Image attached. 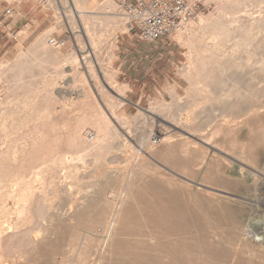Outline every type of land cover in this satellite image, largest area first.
Listing matches in <instances>:
<instances>
[{
	"label": "rangeland",
	"instance_id": "obj_1",
	"mask_svg": "<svg viewBox=\"0 0 264 264\" xmlns=\"http://www.w3.org/2000/svg\"><path fill=\"white\" fill-rule=\"evenodd\" d=\"M112 1L116 10L113 12L118 13L116 0ZM211 1L205 0L207 8L203 13L217 11V2ZM263 1L249 0V4L246 2L238 14V25L247 29L257 18L264 20ZM9 9L12 11L8 16ZM102 13H104L102 16L93 19H105V11ZM57 15L56 9L48 5V0H23L21 3L17 0H0V22L4 25L2 26L4 32L0 35V68L3 63L10 64L1 71L4 84H0V99L6 100L21 94L29 87L41 83L45 72L56 71L52 64L47 65L44 71L40 67L42 66L40 62L36 64L37 67L32 68L31 65L23 63L21 54V51L29 49L32 51L33 43L43 36L47 25L58 21L57 29L55 28V32L49 34L47 39L56 38L60 42H65L63 48L66 49V54L73 50L72 38L76 30L70 27L67 16L62 15L56 20ZM120 20L128 31L124 17L122 16ZM76 26L77 31H82L79 35L84 47L78 55L89 60L100 84L116 101L113 108L115 112L125 114L130 120L132 126L130 137L121 124L117 123L116 127L137 150V157L132 161L133 167L136 164L139 166L127 183L113 178L104 183L102 188L90 192V201L82 210L70 209L71 199L77 197V193L66 192L57 201L63 203V206L55 212L60 220H57L50 234L32 247L26 242L20 247L26 254V260L21 264H79L81 261L80 264H264V172L262 171L261 179L257 182L244 180L245 178H239L236 174L237 160L242 153L256 165L264 166V114L246 119L244 124L231 134L221 133L208 147L203 144L205 138L198 136L200 134H196L194 129L191 132L186 131L184 137L195 140L210 152L206 162L202 158V150L191 149L189 156H185L181 150L180 138H176L174 146L167 150L171 152V157L159 155L152 159L145 155L146 151L144 153L141 151L145 141L150 140L158 150L164 146L160 143L164 133L168 132L175 136L183 134L179 133L172 115L176 113L178 107L180 112L183 111L191 99L186 92L191 88V84L182 74L183 69L193 64L186 56L187 49L178 43L174 34L155 43H144L133 34L117 31L113 39L106 38L102 56V59L107 55L112 57L109 67L120 90L113 92L104 75V69L97 57L92 54L79 18H76ZM249 29L251 30V27ZM260 29L248 30L254 42L250 37L246 44H242L243 47L234 46L235 42L240 40L239 32L231 37L227 54L229 56L233 54L240 59L246 57L243 52L247 51L252 57V68L242 71L229 69L223 71L222 76L215 74L213 97L218 99L213 98L208 104L197 107L198 119L195 125L200 122L215 124L222 117L226 102L229 100L236 102L240 99L241 96L238 98L235 95L226 97L238 84L244 88L242 91L245 93L242 94L246 98L252 90H258L264 85V78L257 73L263 65L261 61H264V29ZM23 31L26 33L21 35ZM244 35L241 38H245ZM249 41L254 45L257 41L261 44L257 42L258 46L254 47L252 44L250 48L251 43L247 44ZM111 42L116 45L113 49L110 47ZM84 66L85 62L82 61L81 67L98 100L100 110L110 115L111 109H108L105 99L96 91L87 66ZM60 73L64 82L60 79L61 82L54 91L71 90L73 68L70 65L65 66ZM211 73L213 75L212 70ZM252 73L258 74V81L253 78ZM18 76L23 79L18 82L19 85L16 83ZM64 76H67V79ZM236 76L240 78L237 84L234 79ZM158 99L167 105H174L173 109L163 114L154 113L151 107ZM217 101L219 103H216ZM260 101H264V94L260 95ZM250 106L249 102L240 104L242 110H247ZM162 119L164 121H161ZM44 130L48 133L50 127L46 126ZM44 147L45 145H41L38 148L43 150ZM123 150L119 148L110 155L109 167L116 168L117 171V168L121 167L129 172L131 167H127V163L124 162ZM233 162L236 163L235 166ZM86 178L87 181L93 179L90 175ZM126 190L128 196L122 208L118 227L111 242L104 245L106 237L104 227L111 217L107 203L112 194Z\"/></svg>",
	"mask_w": 264,
	"mask_h": 264
},
{
	"label": "bare ground",
	"instance_id": "obj_2",
	"mask_svg": "<svg viewBox=\"0 0 264 264\" xmlns=\"http://www.w3.org/2000/svg\"><path fill=\"white\" fill-rule=\"evenodd\" d=\"M17 1L21 3L23 0ZM215 1L217 2V11L215 13L202 12L196 19L183 22L174 33L178 43L187 49V58L193 62L192 65L182 70V74L191 84V88L186 91L191 99L189 100V105H186L183 111L180 112V107H178L176 113L172 115V119L177 123L179 133L183 134L175 136L168 134V132L164 133L160 140V143L164 146L158 150L150 140L143 143L141 151L143 153L146 151L145 155L152 159L159 155L170 156L171 152L167 150L174 146L176 138H180L181 150L185 156H189L191 149L194 151L202 150V158L206 162V157L210 152L201 147L195 140L184 137L186 131L191 132L194 129L196 134H200L198 136L205 138L203 144L208 147V145L214 143L221 133H225V135L231 134L237 131L246 119H252L264 114V101H260V95L264 94V85L261 84L263 86L259 87L260 89L258 90H252L248 94L249 97L246 98L242 94L244 88L238 84L234 89L230 90L226 97L230 98L235 95L238 98L241 96L240 99L236 98V102L228 99L229 101L225 104V111L222 117L220 116L221 118L215 124L212 123L213 125H210V123L200 122L195 125V121L198 119L197 107L208 104L214 98L215 74L216 76H222L223 71L229 69L242 71L249 67L252 68V57L247 51H245L246 53L243 52L246 57L240 59L239 57H234L233 54V57H230L232 56L230 53V56L227 54L231 37L238 32L241 36L248 33L246 37L244 35L245 38L240 36V40L236 39L234 46L239 47L244 43L246 44L248 39L252 37L250 32H248L250 27V31L252 29H264L262 28L264 20L260 17V19L257 18L258 20L252 21L253 23L249 24L251 26L247 29H244L242 25H238V14L241 12V7L246 2L249 4V0ZM48 5L56 9L58 14L56 20L62 15L67 16L70 27L76 30L73 32L74 36L72 38L73 50L66 54V49L63 48L66 45L65 42H60L56 38L47 39L49 34L55 32L58 21L52 25H47L43 36L37 38L33 43L32 51L30 49L21 51V54L23 63L28 66L31 65L32 68L37 67L36 64L40 62L42 64L40 67L44 71L49 64L54 65L56 71L54 73L45 72L41 83L29 87L23 93L16 94L6 100L0 99V264H21L26 260V254L20 250V247L25 242L29 247H32V245H36L39 241L45 239L59 219L57 217L59 215H56L55 212L62 208L63 203H57V201L66 192L75 191L77 193V197L71 199L72 205L70 209L77 208L82 210L86 208L90 201V192L100 188L113 178L127 183L139 166L136 164L133 167L134 162L132 161L137 157V150L123 137V134L116 127L117 123L121 124L127 136L130 137L132 134L130 120L125 114L121 115L115 112L113 108L116 105V101L100 84L89 60L78 55V52L84 47L79 35L82 31H77L76 18L81 21L83 34L90 44L92 54L97 57L101 67L104 69V75L109 82L110 89L113 92H120L115 75L109 67L112 57L107 55L102 59V56L103 44L107 37H112L113 39L117 31L129 33L125 30L124 24L120 20L122 15L119 11L118 13L113 12L116 10H114L112 0H48ZM103 11L106 14L105 19H93L96 16H102L104 14L102 13ZM49 19L51 20V18ZM25 33L26 31H23L21 35ZM257 42L256 45L258 46ZM247 44H250V48L252 44L254 45L251 41ZM114 46L116 45L111 42L110 47L113 49ZM235 47L234 49H236ZM254 53L253 51L252 54ZM82 61L87 66L92 78L91 82L95 85L96 91L103 96L109 106L108 109H111L110 115L100 110L98 100L91 86L87 83L81 67ZM261 62L263 65L258 69L257 73H260L261 78H264V61ZM8 65L3 63L0 68V84H4L1 71L7 68ZM68 65L74 71L70 84L73 88L55 92V87H58L61 82L60 79L63 78L60 71ZM248 74L250 73L248 72ZM258 74L253 75L252 73L253 78L257 80ZM19 77H17L16 83L23 80ZM64 78L67 79V76H64ZM253 78L249 79L252 80ZM234 79L236 84L240 82L238 81L240 79L238 76L234 77ZM62 81L64 82V79ZM173 95L175 94L173 93ZM225 100L227 101V99ZM218 101L220 102V99ZM218 101L216 103H219ZM245 102L251 103V106L247 110H242L240 104ZM177 104H179V100ZM173 107L174 105H167L158 99L156 102L154 101L151 110L154 113L163 114L173 109ZM161 121L164 120L162 119ZM46 126L50 127L49 134L45 133L44 128ZM41 145H45L43 150L38 148ZM119 148L124 149V162L127 163V167H131L129 172L121 169V167L120 169L117 168L118 171L115 170L116 168L109 167L111 164L108 160L110 155L116 150L118 151ZM127 153L129 155H126ZM237 163L238 171L236 174L239 175V178L250 179L254 182L260 181L264 166H258L256 163L251 162L244 153L239 155ZM87 175H90L93 179L87 181ZM99 193L101 192L99 191ZM127 196L126 190L121 193H114L109 198L107 204L111 217L104 227L106 234L104 245L109 244L112 240ZM60 217L62 218V216Z\"/></svg>",
	"mask_w": 264,
	"mask_h": 264
},
{
	"label": "built area",
	"instance_id": "obj_3",
	"mask_svg": "<svg viewBox=\"0 0 264 264\" xmlns=\"http://www.w3.org/2000/svg\"><path fill=\"white\" fill-rule=\"evenodd\" d=\"M130 34L155 43L172 36L179 26L194 20L206 8L205 0H116ZM11 9L7 15H11Z\"/></svg>",
	"mask_w": 264,
	"mask_h": 264
},
{
	"label": "crops",
	"instance_id": "obj_4",
	"mask_svg": "<svg viewBox=\"0 0 264 264\" xmlns=\"http://www.w3.org/2000/svg\"><path fill=\"white\" fill-rule=\"evenodd\" d=\"M8 16H9V15H8ZM6 17H7V16L5 15V18H6ZM2 26H4V25H3V22H0V35H1L2 32H4V30H2Z\"/></svg>",
	"mask_w": 264,
	"mask_h": 264
}]
</instances>
